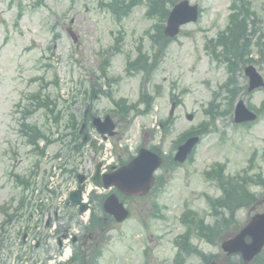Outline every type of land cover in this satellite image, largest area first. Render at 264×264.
I'll return each instance as SVG.
<instances>
[{
    "label": "rangeland",
    "instance_id": "1",
    "mask_svg": "<svg viewBox=\"0 0 264 264\" xmlns=\"http://www.w3.org/2000/svg\"><path fill=\"white\" fill-rule=\"evenodd\" d=\"M29 1L32 0H0V207H5L4 211L0 209V253L7 243H12L1 255L3 263L12 261L17 233L21 232L24 221L33 224V227L27 225L25 228L32 234L34 230L29 228L40 230L46 212L49 219H54L49 211L51 206L45 209L47 203L42 202L46 198L53 199L44 188L50 172L54 168L59 170L56 181L65 187L74 185L77 173L87 176L92 173L94 160L89 135L94 138L95 133L87 122H90L88 117L109 115L116 124V134L104 142L110 145L106 151L112 153L106 162L113 163L116 162L115 154L120 158L134 155L138 145L147 149L155 145L163 153L173 155L174 142L188 129L204 121L213 126L209 133L200 136L191 163L159 169L157 174L163 175V186L147 198L135 197L126 201L130 215L123 223L108 220L100 235L94 230L86 232V235L95 234L90 243L102 251L97 264H172L176 253L173 241L184 231L179 216L185 201L199 217L214 223L203 196L216 197L221 191L215 180L203 176L205 170L215 163H225V174L246 171L249 176L261 174L264 178V91L247 92L245 65L237 62L232 81L234 96L232 100L227 98L221 85L226 80L229 64L223 61L219 48L216 47V57L212 55V49L204 48L205 43L215 41L228 23L231 0H189L198 5L201 13L196 22L184 25L169 44L162 38H153L154 24L161 23L164 28L165 21L147 15L149 0H138L134 3H137L136 7L125 9L120 17L105 8L111 0H41L33 5ZM123 1L130 3L131 0ZM245 3L249 4L251 14V17L247 16L250 46L246 50L250 52L247 58H251L247 64H252L264 79V0H246ZM254 16L259 20L256 23H252ZM252 28L253 36L249 32ZM118 37L119 51L109 55L106 52ZM138 49L146 52L145 64L140 63L145 65V70L137 72L130 68L126 72V64L139 66L137 62L133 63L141 52ZM108 57L107 74L115 82L109 87H101L104 95L98 93V85H95L97 92L91 94V85L101 83L98 68ZM141 89L152 95L149 106L138 103ZM39 92L40 100L48 97L53 102L49 107L54 106L52 113L40 107L27 119L51 140L43 155L32 151L20 131L22 114L27 108L34 109L30 107L36 101L32 94ZM106 95L115 101L125 99V105L129 107L136 103L137 107L129 114H124V110L118 113ZM175 97L178 98L176 108L168 117ZM238 99L257 112L255 122L248 125L233 123V107ZM213 100L219 107L212 122L205 110ZM85 112L89 120L86 118L80 134L86 135V139L78 152L73 151L72 148L81 141L77 132ZM188 113L194 116L193 120L186 118ZM167 117L171 130L164 136L169 124L159 133L158 123ZM42 144L41 141L39 146ZM250 159L252 163H249ZM20 180L33 182V191L37 195L28 199L27 189ZM229 184L240 186L230 182L225 186ZM245 190L254 200L237 209L230 224L228 213L224 215L225 221L219 223L223 232L212 230L209 235L212 242L201 240L199 232L193 230L190 240L199 252L190 255L186 264H206L205 258L211 254L220 255V259L224 257L220 248L223 234L235 233L252 215L264 211V185L249 184ZM154 201L159 204L163 219L152 208ZM72 212L74 210L69 208L64 218ZM36 217H40V221ZM46 233L44 230L42 236ZM37 234L35 232L34 237ZM32 248H22L30 262L35 258L43 260L55 250L52 245ZM145 248H148L146 256ZM231 260L235 264L238 258Z\"/></svg>",
    "mask_w": 264,
    "mask_h": 264
},
{
    "label": "water",
    "instance_id": "2",
    "mask_svg": "<svg viewBox=\"0 0 264 264\" xmlns=\"http://www.w3.org/2000/svg\"><path fill=\"white\" fill-rule=\"evenodd\" d=\"M197 17L196 6L189 7L186 2L180 3L172 10L167 19V25L165 28V34L173 37L177 34L180 25L195 21ZM245 74L249 78V88L251 91L258 87L264 88V83L258 73L252 66L245 69ZM191 119V116H187ZM255 119V115L249 112L241 101L238 102L235 108V123H241L251 121ZM94 125L100 133L107 132L112 135V129L114 128L109 117H106L104 122L101 123L99 119L94 120ZM197 142V138L189 139L185 144L178 148V152L175 155V160L183 161L186 156L191 152L194 144ZM160 159L146 150H141L138 157L134 158L131 163L126 167H122L118 171L104 175L102 177V184L106 187L115 185L118 189L126 194H145L152 182V172L159 166ZM83 180V177L79 178V182ZM92 180L96 183H100L99 179V165L95 168V173ZM82 187L70 195V199L73 204H80L79 193ZM105 211L111 214L116 221L121 222L127 216V211L123 208V205L118 202L114 195L107 197L103 203ZM86 209L85 205H80L79 210L82 212ZM249 236L251 241L245 242V237ZM264 244V213L254 216L246 227H244L233 238L224 240L222 242V248L228 254L240 252L243 257L244 264H247L262 248ZM211 264H224L212 262Z\"/></svg>",
    "mask_w": 264,
    "mask_h": 264
},
{
    "label": "trees",
    "instance_id": "3",
    "mask_svg": "<svg viewBox=\"0 0 264 264\" xmlns=\"http://www.w3.org/2000/svg\"><path fill=\"white\" fill-rule=\"evenodd\" d=\"M111 10H113V9H111ZM161 11H162L161 12V18L163 19V18H165L167 10H165V9L162 10V8H161ZM234 19L236 20V18H234ZM242 32H243V26H241V23H237V25L234 26L230 32L231 36H233V37L226 40V44L234 52L233 58L226 56V58L230 61L232 59H236V58L243 59L246 55L249 54V52L246 50V49H248V45L246 42H244L245 38H244ZM158 36L163 37L161 31L158 32ZM241 39H243L242 40L243 50L238 49L239 48L238 44H239V41ZM137 70H142V69L138 68ZM229 70L231 72L233 71L232 66L229 67ZM232 85L233 84L231 82L230 84H227L225 86L227 94L231 95V96H233L234 92H235V88H233ZM144 101H146V103L149 104V101L146 98L144 99ZM116 105L119 109L124 110V112H123L124 114H126V112H128V114H129L131 111L130 107L124 108L120 104H116ZM23 128H24V134L27 136L28 140H29V138L33 139V140H31V142L33 144H35L38 141V139L43 137V134L41 133V131L39 129H37L35 126L24 125ZM231 188H232V185H229V187L227 189H225V196H224V199H223L220 207L233 210V209H236L238 207L247 205L254 200V197L251 194H249L247 191H245L244 185L237 186V188L236 187L233 188V191H231ZM92 202L94 203V207L92 209V215H91V218L89 221L90 224L86 227V229L90 230V231L96 230V227L100 226L102 224L101 223V217H100L101 216L100 215L101 209H100V204H99L101 202V199L93 196ZM199 230H200V232L206 231V236L205 235H203V236L208 241H211L210 240L211 238L209 236L211 234V232H213L211 230V228H206V227L202 226L201 228H199ZM215 231L218 232L217 230H215ZM73 260H74V258H73ZM80 261H81V259H80ZM70 262H72V259L66 264H73ZM252 264H264V250Z\"/></svg>",
    "mask_w": 264,
    "mask_h": 264
}]
</instances>
